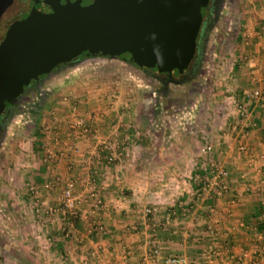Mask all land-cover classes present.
Masks as SVG:
<instances>
[{
	"label": "crops",
	"instance_id": "crops-1",
	"mask_svg": "<svg viewBox=\"0 0 264 264\" xmlns=\"http://www.w3.org/2000/svg\"><path fill=\"white\" fill-rule=\"evenodd\" d=\"M263 1L259 11L244 10L237 38L243 65L234 58L212 67L215 84L228 95L199 102L194 126L150 128L139 95L128 97L109 81L78 71L79 65L56 71L53 81L61 90L43 97L35 113L42 126L35 162L40 213L29 220L23 206L11 208L18 219L10 230L17 226L27 236L6 239L7 246L20 243L35 255L7 249L6 263L161 264L151 256L159 245L163 255L182 254L200 264H264ZM249 87L263 88L260 100L244 96ZM235 100L251 111L240 123ZM78 118L87 120L85 135L77 134ZM206 144L209 153L201 151ZM218 168L227 171L228 188L209 197ZM68 178L76 183L77 204L62 215L53 209ZM96 195L102 205H95ZM153 205L157 211L144 215L143 208Z\"/></svg>",
	"mask_w": 264,
	"mask_h": 264
},
{
	"label": "water",
	"instance_id": "water-1",
	"mask_svg": "<svg viewBox=\"0 0 264 264\" xmlns=\"http://www.w3.org/2000/svg\"><path fill=\"white\" fill-rule=\"evenodd\" d=\"M14 0H0V19ZM209 0H31L0 40V108L79 56L150 70L164 84L189 69ZM167 76V81L164 77ZM188 78V77H186Z\"/></svg>",
	"mask_w": 264,
	"mask_h": 264
},
{
	"label": "rangeland",
	"instance_id": "rangeland-1",
	"mask_svg": "<svg viewBox=\"0 0 264 264\" xmlns=\"http://www.w3.org/2000/svg\"><path fill=\"white\" fill-rule=\"evenodd\" d=\"M261 1L228 0L220 18L207 30L203 57L198 70L195 71L191 79L184 83L169 84L168 91L165 93L161 91L160 83L150 77L142 68L134 63L107 56H84L77 59L73 65L64 64L41 77L34 92L23 97V101L10 117L0 143V264H9L3 260V253L7 252V249L15 251L18 256L21 253L35 255L31 247H22L20 243L15 242L16 245L7 246L8 240L6 239H9L13 233V236L17 235L15 238L18 240L25 239L27 236L25 232L18 230L17 226H13L15 231L10 230L11 224H15L13 218L18 219L16 214L15 217L11 215L14 213L11 208L23 206L29 220H32L30 218L36 220L40 213V210L35 211L34 208L35 204L40 207L39 197L34 198L30 192L31 186L38 190L37 184L40 183L35 180L37 167L35 162L37 153L41 151L37 143L42 126L41 117L38 119L35 113L40 108L43 97H53V94L61 90V85L54 84L53 81L56 71H62L64 74L72 66L79 65L78 71L80 69L81 71L87 70L86 72L93 74L94 77L99 76L100 80L109 81L108 84L113 88L120 89L119 91L128 97H138L139 95V98L145 101L144 115L150 128H155L158 131L164 128L177 131L184 127L185 123L190 127L194 126L197 119L196 112L202 106L199 102L205 101L207 97L228 95L229 91L224 90V86L215 84L214 73L216 71H213L212 67L222 63L226 67L228 64L234 63V58L243 65L245 58L243 53L240 54L241 46L239 45L242 41L237 38L244 29L242 26L244 10L252 7L259 11ZM222 75L224 74H221V77ZM235 93L234 95L237 97ZM210 151L211 147L206 153ZM31 197L32 199L29 200ZM36 199L37 201H35ZM52 213L54 212L52 211ZM28 232L26 233L28 234Z\"/></svg>",
	"mask_w": 264,
	"mask_h": 264
},
{
	"label": "built area",
	"instance_id": "built-area-1",
	"mask_svg": "<svg viewBox=\"0 0 264 264\" xmlns=\"http://www.w3.org/2000/svg\"><path fill=\"white\" fill-rule=\"evenodd\" d=\"M264 3V1H263ZM244 96L248 97L249 100H260V98L263 96V88L262 87H249L245 89ZM234 108H235V114L237 116V121L240 123L242 120L248 118L250 115V107L249 104L244 100H235L234 101ZM87 120L85 118H78L75 122V127H77V134L79 135H85L89 131L88 124L86 122ZM210 145L206 144L201 148L203 153L208 152L210 150ZM240 150H244L243 146H239ZM227 171L225 169H217L215 178L213 183H210L213 185L212 193L209 194V197L213 196H221L228 188V184L225 180L227 176ZM206 183V180H203V184ZM208 184V187L210 186ZM76 183L74 179L68 178L61 190V193L58 197V204L56 209H53L54 212L61 213L62 215H66V213L71 212L74 207L77 204V197L74 194ZM207 187V188H208ZM212 187V186H211ZM206 188V187H205ZM30 192L33 194L34 198L39 197V191L31 186ZM261 196V195H260ZM37 201V199L35 200ZM95 205L99 206L102 205V199L99 195H96L94 198ZM36 203V202H35ZM261 203L263 211L260 215L259 222L264 224V196H261ZM35 211H39L40 207L35 204L34 205ZM143 214L148 216L151 213H154L157 211L156 206H146L143 208ZM64 217V216H63ZM98 231H103L104 227L101 223L97 224ZM214 252L211 251L208 254H206L207 257H210ZM151 256L155 261L160 262L161 264H200L198 261L194 259H189L187 256L182 254H173V255H163L161 248L159 245H153L151 247Z\"/></svg>",
	"mask_w": 264,
	"mask_h": 264
},
{
	"label": "flooded vegetation",
	"instance_id": "flooded-vegetation-1",
	"mask_svg": "<svg viewBox=\"0 0 264 264\" xmlns=\"http://www.w3.org/2000/svg\"><path fill=\"white\" fill-rule=\"evenodd\" d=\"M227 2L228 0H209L204 21L201 25L200 33L206 32L220 18ZM30 6L31 0H14L12 4L8 8H6L0 19V40L4 36L6 28L10 24V22L24 16ZM196 66V61L193 59V61L189 65V69L186 72L174 76L175 79H184L181 83H184L186 80L191 79L196 71ZM144 71L149 74L150 77L156 79L160 83L161 91L163 93L168 91L169 84H181L173 82H167V84H164L161 80L157 78V75H164L163 73H154L150 70ZM43 75L44 74L40 75L39 78L36 81L30 83L22 93H20L13 99H10L4 106L0 108V143L4 137V133L6 131V127L10 120V117L14 113L15 109L19 107V105L23 101V97H26L27 94L34 92V88H37V86L39 85V81ZM167 79L168 77L165 76L164 80L167 81Z\"/></svg>",
	"mask_w": 264,
	"mask_h": 264
},
{
	"label": "trees",
	"instance_id": "trees-1",
	"mask_svg": "<svg viewBox=\"0 0 264 264\" xmlns=\"http://www.w3.org/2000/svg\"><path fill=\"white\" fill-rule=\"evenodd\" d=\"M206 35H207V31L200 33L198 41H197L196 56L194 58V60L196 61V65H197L196 70H198V67L200 65V61L202 60V57H203V48H204V42L206 40ZM81 57H84V55L79 56L78 59ZM130 63H132V62H130ZM36 135H37V133H36Z\"/></svg>",
	"mask_w": 264,
	"mask_h": 264
}]
</instances>
